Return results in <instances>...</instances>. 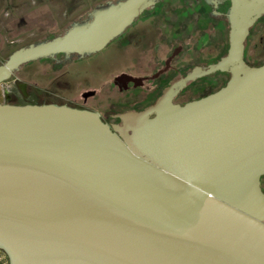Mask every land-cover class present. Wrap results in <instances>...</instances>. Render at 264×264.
<instances>
[{"label":"water","instance_id":"water-1","mask_svg":"<svg viewBox=\"0 0 264 264\" xmlns=\"http://www.w3.org/2000/svg\"><path fill=\"white\" fill-rule=\"evenodd\" d=\"M159 1H109L20 46L0 64V83L35 60L102 50ZM227 15V54L114 129L66 104L0 103L7 264H264V62L245 58L264 0H231ZM217 69L231 73L224 86L170 102Z\"/></svg>","mask_w":264,"mask_h":264},{"label":"flooded vegetation","instance_id":"flooded-vegetation-1","mask_svg":"<svg viewBox=\"0 0 264 264\" xmlns=\"http://www.w3.org/2000/svg\"><path fill=\"white\" fill-rule=\"evenodd\" d=\"M5 1L0 0V3L2 2L0 7H6L7 14L11 12V8L14 5H19L15 0L13 2L11 0L10 2ZM109 1L117 0L97 2L87 12L85 17L72 20L64 30H60L54 36L63 33L74 21L86 19L94 8L106 5ZM161 1L157 2L154 7L147 8L126 28L123 34L112 40L98 52L86 56L72 54L69 59H65V54L61 53L58 55L61 60L56 58L39 59H49L54 63L65 65L77 63L78 74L74 72V75L77 74L79 76L78 83L83 87L81 96L78 99L66 97L63 93L71 85L70 76L73 72L68 68L56 72L50 77L49 82L41 85L23 78L20 73L24 71L25 65H27L25 64L9 79L0 83H9L12 85L3 89L4 99L2 103L66 104L97 112L101 119L114 129V125L123 124L122 114L130 111L145 110L155 104L159 97L163 95L165 89L171 86L174 81L185 77L198 67L202 69L208 68L211 64L219 61L227 54L229 46L226 51L224 41L227 40L229 43V36L227 39L222 35V40L217 44L215 51L201 58L199 60L200 62L194 60L193 57L182 58L185 46L181 39V25L186 26L188 25L187 22L178 23L181 21L159 19L150 16L144 17L146 12L156 10ZM200 1L199 12L203 16L200 18L201 20L211 22L210 19H216V22H220L219 24L221 25H230L227 12L231 6V0H217L216 3L209 0ZM82 7H85L84 3L81 5ZM82 10H85V8H82ZM74 11H72V14ZM69 13L66 12V17L63 21L58 22L59 26L69 19ZM165 29L166 32L169 33L170 31V33L162 36V32ZM51 37L36 39L32 42ZM112 49H115L114 54L124 57V60L115 64L112 61L105 64L99 63L96 59L98 57L97 54L104 51L109 52ZM134 53L136 57L135 63L129 60V57H132ZM169 58L171 59L168 65L167 61ZM127 61L131 63H127ZM115 70L117 72L113 77L103 80V73H111ZM230 76L231 73L228 70L222 69L200 74L194 79L187 80L182 87L177 89L172 94L170 102L172 104L183 105L191 100L208 95L224 86ZM154 115L151 114V116ZM261 186L264 191V175L261 177Z\"/></svg>","mask_w":264,"mask_h":264},{"label":"rangeland","instance_id":"rangeland-1","mask_svg":"<svg viewBox=\"0 0 264 264\" xmlns=\"http://www.w3.org/2000/svg\"><path fill=\"white\" fill-rule=\"evenodd\" d=\"M101 1L105 0H15L19 5H14L9 14H7V8L1 6L0 64L15 48L36 39L54 36L60 30H64L72 20L85 17L87 12L97 2ZM5 2H10V0H6ZM200 2V0H162L156 10L148 11L144 15V17L150 16L159 19L181 21L178 23L187 22L188 25H181V39L185 46L182 58L193 57L196 61L214 52L217 44L222 40V35L228 39L230 31V25H221L219 24L220 22H216V19H210L211 22L201 20L200 18L203 16L199 12ZM83 3L85 7L82 8H85V10L81 8ZM73 10L75 11L72 14ZM66 12H70L69 19L67 21L65 20L66 22L59 26L58 22L63 21L66 17ZM169 33L165 29L162 32V36H166ZM224 44L227 51L229 46L228 41L225 40ZM114 51L115 49L109 52H100L97 54L98 57L96 59L101 64L108 63L109 61H112L113 64L122 62L124 57L114 54ZM245 55L247 61L251 64L258 65L264 62V16L259 18L251 28V32L246 41ZM129 60L134 63L136 62L135 53L132 57H129ZM127 63L131 62L127 61ZM76 64H57L49 59L36 60L27 63L24 71L20 74L30 82H37L43 85V83L49 82L50 77L56 72L68 68L73 72L70 76L71 85L66 91L63 90V93L66 97L78 99L81 96L83 87L78 83L79 76H77L78 68ZM74 72L77 74L74 75ZM116 72L115 70L111 73H103V80L110 79ZM9 86L12 85L9 83L0 84V103L4 99L3 89ZM8 260L7 253L0 250V264H7Z\"/></svg>","mask_w":264,"mask_h":264},{"label":"trees","instance_id":"trees-1","mask_svg":"<svg viewBox=\"0 0 264 264\" xmlns=\"http://www.w3.org/2000/svg\"><path fill=\"white\" fill-rule=\"evenodd\" d=\"M263 63V62H262ZM261 64V63H260Z\"/></svg>","mask_w":264,"mask_h":264}]
</instances>
